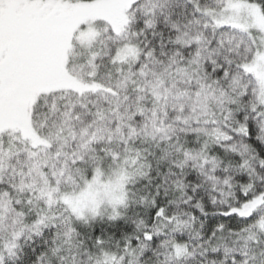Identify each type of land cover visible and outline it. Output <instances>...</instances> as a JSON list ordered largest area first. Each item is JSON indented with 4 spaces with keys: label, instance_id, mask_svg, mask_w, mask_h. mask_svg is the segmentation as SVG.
Here are the masks:
<instances>
[{
    "label": "snow or ice",
    "instance_id": "6c2138e0",
    "mask_svg": "<svg viewBox=\"0 0 264 264\" xmlns=\"http://www.w3.org/2000/svg\"><path fill=\"white\" fill-rule=\"evenodd\" d=\"M0 264H264V0H0Z\"/></svg>",
    "mask_w": 264,
    "mask_h": 264
}]
</instances>
